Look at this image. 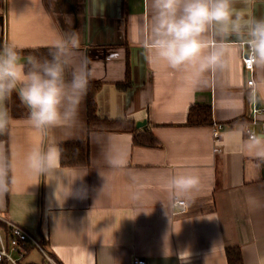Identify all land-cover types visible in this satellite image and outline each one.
Instances as JSON below:
<instances>
[{"label":"crops","instance_id":"obj_1","mask_svg":"<svg viewBox=\"0 0 264 264\" xmlns=\"http://www.w3.org/2000/svg\"><path fill=\"white\" fill-rule=\"evenodd\" d=\"M234 8L233 20L244 14V30L253 17L264 19V0H238ZM152 14L151 0H0V48H50L75 33L77 63H87L90 80L101 83L96 115L133 123V130L88 132L86 92L74 122L44 130L29 123L25 106V115L10 117L7 142L0 141L9 173L0 218L42 239L58 264H131L135 256L149 264H227L230 248L239 250L241 264H264V158L246 147L250 139L241 127L250 106L243 48L224 41V66L194 77L191 68H171L137 40V26H150ZM225 28L217 24L215 33ZM207 37L214 38L212 29ZM127 78L130 87L119 89ZM253 78L264 107V67L254 65ZM197 105L209 106L211 123L224 125L217 144L210 125H187ZM134 132L150 133L156 144H134ZM85 140L87 167H61L57 158L47 175L26 170L33 148L59 150ZM177 172L199 179L186 197L169 187ZM175 197L185 201L182 211L172 206Z\"/></svg>","mask_w":264,"mask_h":264},{"label":"clouds","instance_id":"obj_2","mask_svg":"<svg viewBox=\"0 0 264 264\" xmlns=\"http://www.w3.org/2000/svg\"><path fill=\"white\" fill-rule=\"evenodd\" d=\"M237 2L151 0V25L137 26V40L142 41L143 47L151 50L156 59L166 62L173 69L191 68L193 76L197 77L224 66V41L236 35L249 48V64L264 67V19L253 17L244 30L240 23L244 19L242 12L236 13L233 20ZM217 24L226 25L218 34L215 33ZM230 24L232 27H229ZM210 29L214 33L211 41L207 37ZM79 47L78 36L66 33L53 40L46 58L28 55L22 61L21 52L15 44L0 48V134L5 132L10 119L4 103L13 93L27 107L29 123L36 129L44 130L75 121L91 78L88 64L76 61ZM246 147L257 157L264 158V139L252 136ZM58 154L59 150L55 147L46 151L33 148L25 158L26 170L34 175H47L56 167L54 160ZM110 163L119 166L121 161L111 160ZM198 183L196 175L177 172L170 178L169 187L177 197H186L197 188ZM8 190V166L0 156V196ZM80 196L86 198V188ZM180 259H187L184 253Z\"/></svg>","mask_w":264,"mask_h":264},{"label":"trees","instance_id":"obj_3","mask_svg":"<svg viewBox=\"0 0 264 264\" xmlns=\"http://www.w3.org/2000/svg\"><path fill=\"white\" fill-rule=\"evenodd\" d=\"M50 48H37L29 50H19L21 55H35L39 58L48 57ZM66 78H70L66 76ZM127 82L117 84L121 90L130 87L128 78ZM101 83L90 80L86 90V115H87V129L88 132L93 130H133V123L129 120H108L100 119L96 115L95 95L100 89ZM5 108L9 116H22L27 113L25 105H23L16 93H13L11 98L5 101ZM186 123L188 126L211 125V111L210 107L206 105L192 106L187 114ZM8 125L3 134H0V141L7 142L8 139ZM132 141L134 144L142 146H154L156 140L150 133L134 132ZM58 163L61 167H87L89 165V145L88 141L65 142L59 146ZM9 177V173H8ZM0 225H3L0 223ZM41 245L46 250L44 241L40 239ZM32 246H26V252ZM227 264H241L240 252L237 248H230L225 251ZM0 264H7L1 261Z\"/></svg>","mask_w":264,"mask_h":264},{"label":"built area","instance_id":"obj_4","mask_svg":"<svg viewBox=\"0 0 264 264\" xmlns=\"http://www.w3.org/2000/svg\"><path fill=\"white\" fill-rule=\"evenodd\" d=\"M239 44L243 48L241 53V64L245 77L246 95L250 103L248 116L246 120L241 123V127L245 136L250 139L252 136H257L258 132H264V120L260 119V116H264V107H261L256 102L255 81L253 78L254 65H250L248 62L249 48L243 40L240 41ZM257 127H259V130ZM223 128L224 125L221 123H211L210 131L214 144H217ZM219 150L220 148L218 146L213 147L214 152H218ZM172 206L179 207L180 211H182L185 207V201L175 197ZM0 223L3 224L0 225V262L5 261L7 264H19L9 251H16L20 254L21 249L26 248L27 245H31L41 253L48 263L58 264L48 256L39 238L31 235L23 227L8 219L0 218ZM8 246L10 250H8ZM18 257L20 258V256ZM131 264L149 263L146 258L135 256L131 259Z\"/></svg>","mask_w":264,"mask_h":264},{"label":"rangeland","instance_id":"obj_5","mask_svg":"<svg viewBox=\"0 0 264 264\" xmlns=\"http://www.w3.org/2000/svg\"><path fill=\"white\" fill-rule=\"evenodd\" d=\"M8 250H10L9 246H8ZM9 252L13 256V258H15L17 260V262L19 264H27V263L50 264L41 256V254L38 252V250L33 246L30 248V250L27 253L24 249H21L20 254L16 251H12V250H10ZM46 252H47L48 256L50 258H52L51 254L49 253V251L47 249H46ZM18 256H20V258ZM53 260L57 263V261L55 259H53Z\"/></svg>","mask_w":264,"mask_h":264},{"label":"water","instance_id":"obj_6","mask_svg":"<svg viewBox=\"0 0 264 264\" xmlns=\"http://www.w3.org/2000/svg\"><path fill=\"white\" fill-rule=\"evenodd\" d=\"M228 39L230 41H236V42L242 41V39H239L236 35H232ZM256 102L258 103V100H256ZM145 124H146V122H143L141 124L136 125L135 127L138 129V128H141L142 126H144Z\"/></svg>","mask_w":264,"mask_h":264}]
</instances>
